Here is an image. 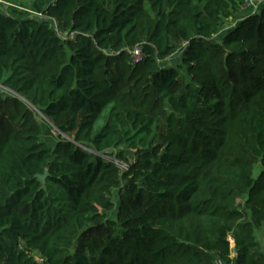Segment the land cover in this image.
<instances>
[{
    "label": "trees",
    "instance_id": "obj_1",
    "mask_svg": "<svg viewBox=\"0 0 264 264\" xmlns=\"http://www.w3.org/2000/svg\"><path fill=\"white\" fill-rule=\"evenodd\" d=\"M245 1L0 12V264H264V9L218 39Z\"/></svg>",
    "mask_w": 264,
    "mask_h": 264
},
{
    "label": "rangeland",
    "instance_id": "obj_2",
    "mask_svg": "<svg viewBox=\"0 0 264 264\" xmlns=\"http://www.w3.org/2000/svg\"><path fill=\"white\" fill-rule=\"evenodd\" d=\"M18 2L9 3V5H5L3 3H0V11L6 13V14H12L14 15V12H22L21 14H24V17H39L40 15V7L44 8V10L47 8V5H49L50 2L48 1H56V0H34V1H28L27 3L22 2L21 0H17ZM39 3V5H38ZM30 4V6H29ZM37 4V6L35 5ZM248 4L245 2L244 5H240V8H238V11L233 10L232 8H229V16L225 18L222 21L223 27L221 29V32L218 36L219 38H222L227 31H229L235 24H237L239 21L247 18L249 15H256L260 14L261 11L264 9V2L261 4H256L255 6H247ZM9 6V7H7ZM29 6V7H28ZM16 16L19 14H15ZM40 18V17H39ZM180 64L179 61V54H176L175 56L170 57L167 59L163 65L167 67H177ZM38 120L41 124L42 130H43V141L46 142L50 147H53L55 143L58 140L57 133L53 129L52 123L45 118L41 114H37ZM127 157L132 160L133 156L130 154V152L127 153ZM126 165H120V167L125 168ZM261 170V168H257L256 173ZM113 200L117 204L118 203V191L113 192ZM240 204H243L244 201H239ZM108 216L110 218L115 217V212L109 213ZM262 236V235H261ZM234 254V247L232 246V255Z\"/></svg>",
    "mask_w": 264,
    "mask_h": 264
},
{
    "label": "built area",
    "instance_id": "obj_3",
    "mask_svg": "<svg viewBox=\"0 0 264 264\" xmlns=\"http://www.w3.org/2000/svg\"><path fill=\"white\" fill-rule=\"evenodd\" d=\"M248 5L247 6H255L256 4H261L264 2V0H246L245 1ZM39 17H42V14L39 15ZM131 56H132V60L134 64H139L141 63V61L143 60V52L142 49L140 47L135 48L132 52H131ZM125 168H122L124 170H127V166H124ZM232 246L235 249V243L233 240H231V248ZM233 258V257H232Z\"/></svg>",
    "mask_w": 264,
    "mask_h": 264
},
{
    "label": "crops",
    "instance_id": "obj_4",
    "mask_svg": "<svg viewBox=\"0 0 264 264\" xmlns=\"http://www.w3.org/2000/svg\"><path fill=\"white\" fill-rule=\"evenodd\" d=\"M22 2H28V1H34V0H21ZM13 2L14 3H16V2H18L17 0H13L11 3L13 4ZM38 2H39V0H38ZM48 2H50L49 3V5L50 4H52V3H54L55 1H48ZM0 3H3V4H5V5H9L10 6V4L9 3H6V2H4V1H1L0 0ZM36 6H37V4H35ZM38 5H39V3H38ZM9 6H7V7H9ZM29 6H30V4H29ZM28 6V7H29ZM48 6V5H47ZM44 10V8H42V7H40V14L42 13V11ZM0 12H2V11H0ZM2 13H4V12H2ZM22 12H14V15H12V14H7V15H9V16H11V17H16V18H21V19H24V18H27V17H24L25 15L24 14H21ZM4 14H6V13H4ZM15 14H19V16L17 15H15ZM232 257H233V259L234 258H236L237 257V254H236V252L234 251V254L232 255Z\"/></svg>",
    "mask_w": 264,
    "mask_h": 264
},
{
    "label": "water",
    "instance_id": "obj_5",
    "mask_svg": "<svg viewBox=\"0 0 264 264\" xmlns=\"http://www.w3.org/2000/svg\"><path fill=\"white\" fill-rule=\"evenodd\" d=\"M46 177H47V174L45 176L40 177V180L44 182L46 180Z\"/></svg>",
    "mask_w": 264,
    "mask_h": 264
}]
</instances>
